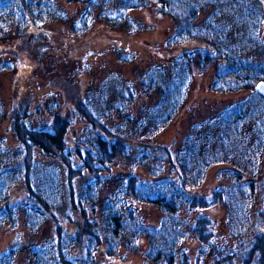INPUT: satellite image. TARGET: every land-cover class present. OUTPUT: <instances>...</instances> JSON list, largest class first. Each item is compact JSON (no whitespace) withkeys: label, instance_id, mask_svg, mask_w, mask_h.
I'll use <instances>...</instances> for the list:
<instances>
[{"label":"rangeland","instance_id":"374dc122","mask_svg":"<svg viewBox=\"0 0 264 264\" xmlns=\"http://www.w3.org/2000/svg\"><path fill=\"white\" fill-rule=\"evenodd\" d=\"M125 2L35 0L37 12L33 14L34 23L30 24L25 36L10 45L0 46V168L14 170L9 182L11 188L7 193L8 204L40 206L22 182L25 168L23 158L35 168L34 171L42 170L47 176L50 169H54L56 178L50 185H36L43 197L47 198L46 207L42 204L44 214L33 216L35 224H40L38 227L30 229L25 215L18 213L0 230V257L11 250L16 255L15 264H32L34 261L30 257L36 251V257L40 258L36 262L39 264H76L85 257L84 249L89 241L90 230L97 233L92 226L94 218L100 220L103 208L108 204L122 215L126 223L131 221L132 211L140 224L158 227L163 217L159 208L136 202L130 197H113L118 178L129 174L150 181L174 177L168 153L175 154L178 151L193 126L241 100L250 98L254 101L255 110L264 108V98L258 93L256 96L248 91L228 94L211 91L216 73L221 69V60L210 58L202 67L193 64V81L188 87L187 102L174 122L155 138L145 141L147 144L123 140V145L129 147L130 155L123 157L118 147L112 159L104 164L109 173L100 176L104 181L108 178L110 182L102 184L94 212L85 215L77 208H71L70 180L64 167L66 162L59 156L49 160L39 152L28 154L13 135L12 124L25 120L33 129L51 121V114L55 111L69 125L66 141L72 148H85L84 142H90V137L99 132L113 140L107 129L113 132L119 125L123 131L127 125L125 118L106 110V115L102 116L107 125L105 129L84 114L82 100L91 111L95 112L98 107L102 110L98 103L102 85L118 82L131 85L135 96L128 102L124 116L130 115L137 120L156 101L155 96L141 92L139 79L154 69L170 71L171 61L176 57L203 48L204 45L195 40L193 35L212 13L219 14V24L230 28L234 36L239 38L238 43L235 42L239 50L242 49L239 36L248 25L244 18V15L247 16L246 11L241 9L237 0H172L173 3L166 8L159 7L157 0H151L145 8L128 11L124 9ZM87 8L90 15L85 31L74 33ZM190 8L197 9L198 17L195 24L190 23L186 30L188 26L184 20ZM255 37L264 44V20ZM259 52L260 47L248 46L244 58L260 64ZM234 76L222 77L221 82L231 84ZM75 164H80L77 159L73 162ZM257 168H260L261 174L260 179L254 181L257 185L254 193H251L252 229L247 234L250 240L254 237L255 225L264 237V152ZM232 170L233 166L229 163L212 166L202 186L189 194L195 200V206L191 210V206L182 209L179 213L181 224H197L201 231V235L199 232L189 235L181 245L185 247V254L181 255L185 259L190 258L189 264L196 263V241L207 239L209 234L205 232H213L214 240L230 243L223 209L202 203L200 197H209L213 189L228 185L230 181L226 178L230 179ZM69 171L71 185L79 193L81 185L90 176L86 174L75 178L74 170ZM248 180L246 175L243 181ZM39 182L43 183L41 180ZM59 235L67 240L75 236L78 241V245L74 244L69 249L70 257L56 255L55 245ZM140 248L139 252L133 254L121 248L116 256L109 257L104 254L103 245L97 243L93 245L92 257L95 264H146L143 256L145 241L141 242ZM257 261L258 264H264L263 259Z\"/></svg>","mask_w":264,"mask_h":264},{"label":"trees","instance_id":"16d2710c","mask_svg":"<svg viewBox=\"0 0 264 264\" xmlns=\"http://www.w3.org/2000/svg\"><path fill=\"white\" fill-rule=\"evenodd\" d=\"M150 1L126 0L124 9L139 10L147 7ZM157 2L159 7L165 8L173 3L172 0ZM237 3L246 11L247 16L244 15V18L248 24L239 36L242 49L239 50L235 44L239 38L234 36L230 28L219 24L221 19L219 14L212 13L203 23L206 24L201 23L198 32L193 35L195 40L204 45L203 48L176 57L171 61L170 71L154 69L139 79L141 92L147 96H155L156 101L146 108L137 120L130 115L124 116L128 102L135 96V90L131 85L122 82L102 85L98 99L102 110L98 107L99 109L95 108L93 112L82 100L84 114L105 129L107 125L102 116L106 115V110L109 109L111 113L125 118L127 123L125 131H122V126L119 125L113 132L107 129L113 140L99 132L90 137V142H84L85 148L80 149L79 146L72 148L66 141L69 125L60 119L55 111L51 114V121L33 129L25 120L12 124L13 135L28 154L39 152L49 160L59 156L66 162L64 167L68 181L70 180L71 208H77L85 215L90 211L94 212L102 184L110 182L108 178L104 181L100 176L109 173L104 164L112 159L114 156L112 154L118 147L122 150L123 157L130 155L129 147L123 145V140L147 144L145 141L155 138L174 122L187 102L188 87L193 81V64L202 67L210 58L221 60V69L216 73L211 86L213 92L228 94L248 91L258 96L255 86L264 80V44L258 41L255 35L261 29L264 20V0H237ZM34 4L35 0H0V46L10 45L25 36L30 24L34 23L33 14L37 12ZM89 11L87 8L79 24L74 28V33L85 31ZM197 17V9L187 10L184 20V24L188 26L186 30L190 23L195 24ZM248 46L260 47L258 55L260 64L244 58ZM228 75H235L233 82L222 83L221 78ZM253 102L250 98L241 100L193 126L178 151L175 154L168 153L174 177L150 181L129 174L118 178L113 197H130L136 202L159 208L163 213L160 224L158 227L144 226L135 220L132 211L131 221L126 223L111 204L105 205L101 219L97 221L94 218L92 222L97 233L90 230L89 241L84 249L85 257L77 263L95 264L92 251L93 245L97 243L103 245L106 256L114 257L121 248L128 254L139 252L141 242L145 241L146 250L143 256L146 264H189L190 258L185 259L181 255L185 254V247L182 248L181 245L189 235L201 231L197 224H181L179 213L182 209L191 206L189 209L191 210L195 206L193 205L195 200L189 197L190 192L199 189L211 167L220 163H229L233 166L230 179L226 178L230 183L220 185L212 190L209 197L201 196L200 199L202 203L212 208L217 205L223 209L230 243L214 240L213 232H205L209 234L208 238L196 241L198 247L195 251V264H258L257 260H264V237L260 235L257 225L253 230V239H247L248 231L252 229L251 193H254V187L257 185L254 181L260 179V168L257 167L264 152V108L255 110ZM139 157L142 162L143 156ZM23 159L25 168L22 182L33 200L40 206L36 208L8 204L7 193L11 188L9 182L13 178L14 170L8 167L0 168V230L18 213L25 215L30 229L38 227L40 224H35L33 216L44 214L42 204L43 206L47 204V198L43 197L36 185L46 186L56 180L54 169H50L47 176L42 170L34 171L35 168L27 163V159ZM75 159L79 161V165H73ZM70 169L74 170V177L86 174L90 176L81 185L79 193L71 185ZM246 175L249 180L244 182L243 178ZM74 244L78 245L75 236L67 240L66 237L59 235L55 245L56 255L70 257L68 251ZM37 254L36 251L31 255L30 258L34 261L32 264H39L36 262L40 261V258L36 257ZM15 257V253H11L10 250L0 257V264H15Z\"/></svg>","mask_w":264,"mask_h":264},{"label":"water","instance_id":"95a60500","mask_svg":"<svg viewBox=\"0 0 264 264\" xmlns=\"http://www.w3.org/2000/svg\"><path fill=\"white\" fill-rule=\"evenodd\" d=\"M255 90L261 97L264 98V80H261L256 84Z\"/></svg>","mask_w":264,"mask_h":264}]
</instances>
